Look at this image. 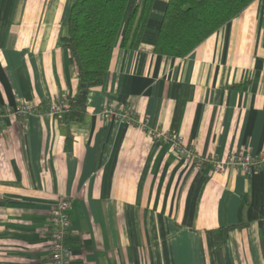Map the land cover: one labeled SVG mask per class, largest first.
Listing matches in <instances>:
<instances>
[{"label":"crops","instance_id":"crops-1","mask_svg":"<svg viewBox=\"0 0 264 264\" xmlns=\"http://www.w3.org/2000/svg\"><path fill=\"white\" fill-rule=\"evenodd\" d=\"M75 0H0V264H50L51 205L71 203L69 264H264V170L217 171L177 155L146 127L202 155L264 150V0L184 57L154 50L169 0H154L139 48H113L84 119L48 104L77 91L62 37ZM140 0H130L132 10ZM133 108L146 126L104 119ZM235 226L227 240L213 232Z\"/></svg>","mask_w":264,"mask_h":264},{"label":"trees","instance_id":"trees-1","mask_svg":"<svg viewBox=\"0 0 264 264\" xmlns=\"http://www.w3.org/2000/svg\"><path fill=\"white\" fill-rule=\"evenodd\" d=\"M253 1L169 0L154 50L184 57ZM129 3L130 0L74 1L68 19V33L62 37L79 78L76 93L66 97L63 107L68 123L84 119L89 92L105 81L118 40L121 39L123 47H140L154 0H140L132 10ZM235 226L220 227L213 232L218 234L222 243Z\"/></svg>","mask_w":264,"mask_h":264},{"label":"built area","instance_id":"built-area-1","mask_svg":"<svg viewBox=\"0 0 264 264\" xmlns=\"http://www.w3.org/2000/svg\"><path fill=\"white\" fill-rule=\"evenodd\" d=\"M66 97L58 98L48 104L47 110L56 114L64 112ZM39 106L32 103H19L15 106H7L0 111V117L10 116H28L39 114ZM101 115L104 119H113L120 123H129L132 125L146 126L137 116L136 111L125 105L104 104L101 109ZM146 134L155 139H163L172 144L174 151L180 157L187 161L196 162L199 165L206 163L212 164L217 171H227L237 168L246 174H252L264 170V150L259 153H251L244 150L232 151L223 157H214L202 155L193 147L189 146L182 135L176 133H167L161 129L146 127ZM71 203L67 199H59L52 203L48 231L50 238V264H69L72 256V249L67 244L69 233Z\"/></svg>","mask_w":264,"mask_h":264}]
</instances>
